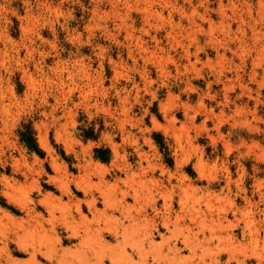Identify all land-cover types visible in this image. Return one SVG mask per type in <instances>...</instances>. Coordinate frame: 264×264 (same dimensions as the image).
Segmentation results:
<instances>
[{"label": "rangeland", "instance_id": "rangeland-1", "mask_svg": "<svg viewBox=\"0 0 264 264\" xmlns=\"http://www.w3.org/2000/svg\"><path fill=\"white\" fill-rule=\"evenodd\" d=\"M98 189L171 203L147 264L184 236L205 264H264V0H0V264L44 232L72 252Z\"/></svg>", "mask_w": 264, "mask_h": 264}, {"label": "bare ground", "instance_id": "bare-ground-1", "mask_svg": "<svg viewBox=\"0 0 264 264\" xmlns=\"http://www.w3.org/2000/svg\"><path fill=\"white\" fill-rule=\"evenodd\" d=\"M65 186H67V185H65ZM85 186H87V185H85ZM89 188H90V186H89ZM103 188H105V187H103ZM107 189H108V187H107ZM114 189L115 188H113V190ZM101 190H99V192ZM107 191H110V190H107ZM134 191L136 192V190H134ZM101 192L103 193L104 191L102 190ZM106 192H104L103 195H101V193H100V195L102 197V202H103V210L102 209L100 210L97 208L98 201L94 197V195L91 193L89 194V192H88L89 195H87V196L85 195L86 197L84 198V207H85L86 213H87V214H84V218L81 216V214H82L81 204H78L77 207H74L76 209L75 211H76L77 215L79 216L78 218H80L81 221H84V234H80L77 231H74L73 229H71L70 224L72 221L75 220L74 216H70L69 221L65 220L66 221L65 228L71 232V237H75L78 239L77 240L78 243L76 246L73 247L72 252H69L68 249L60 250L59 247L57 246V243H56V240H58L59 238L58 239L55 238L53 240L51 233L49 236L48 233L44 232L45 228L43 226V222H41V221L38 222V220L34 218L37 226L39 227L38 229H41L44 232L43 233L44 237H42V238H44L43 243L44 242L45 243L44 244L38 243V248H32L31 252L28 254V260H27L26 264H41L40 263L41 261H44L45 264H120L121 263L120 256L122 258H126V259L137 258L139 261L143 262V264H147L146 259L144 257L145 249L147 248L150 251V249L157 246L153 242L156 237L160 236L161 241L162 242L165 241L163 235L160 234V230H164L165 232H170V225H172L171 217H172V212H173L171 203L170 204L164 203V205L162 207V211L157 210L153 204L150 208L151 211L153 212V216L148 217V215L146 214V211H142L143 209H138L134 213H131L129 211V206L125 202H126V199L129 197L130 193L128 194L125 190L124 191H119V190L117 191L119 194V197H116L115 201H114L112 194H110L112 192V190H111V192H109V194H108V192L106 194ZM63 193H65V192H63ZM137 193H138V191H137ZM137 193H136V195H137ZM136 195L132 196L134 202L137 200ZM44 197L47 198V196H44ZM48 198H49V196H48ZM59 198L60 197H58L57 199H59ZM49 199L51 201V197ZM49 199H47V201H49ZM44 200H46V199H44ZM59 201H60V199H59ZM81 201H83V199ZM57 202H58V200H57ZM76 202H74V203H76ZM19 203H21V202H19ZM42 203H44V201H42ZM74 203H73V206H75ZM44 204H46L45 206H47L49 203L47 204V202H45ZM54 204H56V202ZM60 205H61V203L59 204V206ZM182 205L184 206V204H182ZM53 207L55 208V206L52 204V205H49L48 208H45L46 210L49 209L50 217L53 216V213L51 212ZM57 207H58V204H57ZM63 208H66L65 205L63 206ZM25 211H27V210H25ZM115 214L118 215V217H116ZM87 216H90V218L87 219ZM27 217H29V216H27ZM40 219H41V217H40ZM175 219L176 220L178 219V215H175ZM20 220H23V219H20ZM20 220H19V222H20ZM26 220L27 219H24V221H26ZM46 223L49 224L51 222L49 220H47ZM62 223H63V221H62ZM49 228H50V231L54 230L52 225H50ZM128 229H130L132 231L139 230L138 233H134V236H137L138 240L135 239V242L131 243L129 250H127L125 243H123L124 236L127 233ZM41 230H40V232H42ZM25 231L26 230L24 228V231H21V232H25ZM187 231H189V229H187ZM37 232H39V231H37ZM53 232H55V231H53ZM17 235H19L18 232L16 234V237L18 238L19 236H17ZM20 235H22V237L21 238L19 237L20 238L19 241L21 240L20 245L22 246L23 245L22 242H26V241H22V240H24L25 235H27V233L26 234L24 233V235L22 233ZM212 235H214V234H212ZM2 236L3 235H1V237ZM41 236H43V235H41ZM53 236L57 237L56 235H53ZM46 237H48L47 241H45ZM213 237H215V236H212L210 238H213ZM107 238L113 239L114 245L108 244V242H106ZM119 238L121 240H119ZM219 238H220V236H219ZM19 241H15V242H19ZM202 241H204V243L207 242V240L205 239L204 236L202 238ZM27 242H28V240H27ZM180 244L182 245L183 249H188V251H189L191 259L188 262H184V260L180 257V254L182 251V249L179 247ZM3 245H5V243ZM20 245H18V247H20ZM25 245H26V243H25ZM39 245H40V247H39ZM160 246L158 247L160 249L158 254L154 255V256L151 254V256H150V259H151L150 261L152 262V264H166V263L167 264H205L206 259L209 257L207 254H204V252L202 250V248L207 246L206 244H205V246H200L201 252L198 255L195 252L196 248H194V246H192L188 243V238H186L185 236H184V238L182 237V240L180 242H179L178 238H176V237L172 240V242H165L164 243L165 250L162 247L160 248ZM70 253H73L74 258L69 260L68 257L70 255ZM195 254H196V257H195ZM230 258H232V257H230ZM213 260H215V259H213ZM15 263H17V262H15ZM4 264H14V262L10 258H6ZM207 264H211L210 261Z\"/></svg>", "mask_w": 264, "mask_h": 264}, {"label": "trees", "instance_id": "trees-1", "mask_svg": "<svg viewBox=\"0 0 264 264\" xmlns=\"http://www.w3.org/2000/svg\"><path fill=\"white\" fill-rule=\"evenodd\" d=\"M29 131H30V129H29ZM29 137H27V138H24L23 136H22V142H24L27 146H28V148L29 149H31V150H36V145H35V141H34V139H33V137H32V133H30L29 132V135H28ZM96 152H98V151H96ZM101 161H104V159L103 158H101L100 159Z\"/></svg>", "mask_w": 264, "mask_h": 264}]
</instances>
